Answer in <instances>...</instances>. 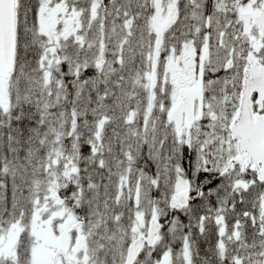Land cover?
<instances>
[{"label":"snow or ice","instance_id":"6c2138e0","mask_svg":"<svg viewBox=\"0 0 264 264\" xmlns=\"http://www.w3.org/2000/svg\"><path fill=\"white\" fill-rule=\"evenodd\" d=\"M0 264H264V0H0Z\"/></svg>","mask_w":264,"mask_h":264}]
</instances>
